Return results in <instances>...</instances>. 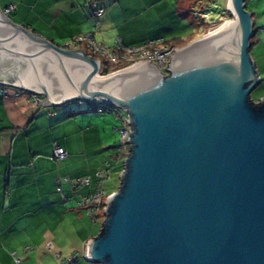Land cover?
Masks as SVG:
<instances>
[{"label": "water", "instance_id": "water-1", "mask_svg": "<svg viewBox=\"0 0 264 264\" xmlns=\"http://www.w3.org/2000/svg\"><path fill=\"white\" fill-rule=\"evenodd\" d=\"M246 7L227 0L233 19L174 48L165 72L151 63L108 76L83 49L61 48L0 8V83L42 106L99 101L128 115L120 183L86 261L264 264V99L250 97L260 77Z\"/></svg>", "mask_w": 264, "mask_h": 264}, {"label": "crops", "instance_id": "crops-1", "mask_svg": "<svg viewBox=\"0 0 264 264\" xmlns=\"http://www.w3.org/2000/svg\"><path fill=\"white\" fill-rule=\"evenodd\" d=\"M95 1L104 8L98 29L88 0H0V8L4 13L10 2L16 3L15 10L4 14L53 43L86 35L107 48L116 38L130 46L158 40L185 45L220 23L218 0ZM250 1L254 33L249 53L260 77L257 97L264 99V0ZM210 11L217 20L208 22ZM39 101L0 83V264H15V256L21 264H60L78 251L85 260L86 244L100 230L95 235L89 230L93 221L80 199L94 192L97 173L106 163L112 166L110 175L122 170L123 158L116 156L113 163L114 153L97 150L79 126L83 120L78 116L86 108L74 111L70 105L65 112ZM53 143L67 151L65 160L50 159ZM66 178H89L90 185L72 188Z\"/></svg>", "mask_w": 264, "mask_h": 264}, {"label": "built area", "instance_id": "built-area-1", "mask_svg": "<svg viewBox=\"0 0 264 264\" xmlns=\"http://www.w3.org/2000/svg\"><path fill=\"white\" fill-rule=\"evenodd\" d=\"M88 6L90 9L91 18L95 22V29L99 28V18L104 13V8L100 7L95 0H88ZM16 9V3L10 2L4 9V13L8 14ZM207 16V15H205ZM83 43L86 47H83ZM59 47L64 49H83L88 55L92 56L94 59H98L99 73L102 76H108L119 71L128 69L133 66H139L142 64L154 63L160 67L164 72L167 68L171 55L174 53V48L176 46L165 45L161 40L150 41L134 46L124 44L120 38H116L113 46L107 48L86 35H78L71 39H68L62 43L58 44ZM36 102L39 98L36 96ZM79 107V105H77ZM86 110H97L98 112H105L116 116L122 122L123 126L117 128L121 135L119 149L120 157L124 158L128 153V139H129V118L125 110L119 108H109L102 102L95 101L85 106ZM65 112H70V105L64 107ZM68 157L67 151L57 143H53V148L50 154V159L54 162H60ZM112 166L106 163L105 167L97 173V181L95 184V190L92 194L83 196L80 199L79 206L85 208L93 222H98L101 217L104 216V207L107 198L110 194H107L104 190L103 183L109 178ZM65 181L69 183L72 188H77L81 186L90 185V179H69L66 178ZM61 190V185L58 186ZM73 192H76L73 190ZM63 198L66 197L63 195ZM103 215L101 216V213ZM49 247H52V243H48ZM29 247H27L28 249ZM78 260V254L72 255L67 259H61L60 264H75ZM15 264H21V259L14 257Z\"/></svg>", "mask_w": 264, "mask_h": 264}, {"label": "rangeland", "instance_id": "rangeland-1", "mask_svg": "<svg viewBox=\"0 0 264 264\" xmlns=\"http://www.w3.org/2000/svg\"><path fill=\"white\" fill-rule=\"evenodd\" d=\"M226 1L227 0H218L217 1L219 4V7H220L219 18H218V19H220V23L223 22L224 20H232L233 19L231 12L226 10ZM249 1L250 0H246V3H248ZM249 3H251V1ZM246 8L249 9V6H247ZM210 10H212V9H210ZM262 11H264V10H262ZM210 20H217L216 14L214 12H211V11H210V16H209L208 22H210ZM176 44H177L176 46H178V47L184 46V45H182V42L181 43L177 42ZM259 93L260 92H259V90H257V88L254 89L250 94L251 99L254 100L255 102H258L260 100V97H257V96H259ZM70 104L72 105V109L74 111H77L76 104L73 102ZM81 107L85 109L84 105H81ZM56 108L60 109V111H63L62 108H59V107H56ZM82 111H84V110H82ZM78 117H80L78 119L83 120L79 126L83 128V131H85L86 135L89 138V141L91 143L99 146L97 150L102 151L104 149L103 152H105V153H108L110 151L113 152L115 155V157L113 159V163L118 162L116 159V156L117 157L120 156L119 144H120L121 135H120L119 131L117 130V128L123 126L120 119H118L116 116L109 114V113L96 112V111H87L86 112V110H85V112H82L80 114V116H78ZM122 160L123 159L120 160L121 166H122V162H123ZM119 183H120L119 173H112L109 176V178H107L103 183L105 192L107 194L113 193L114 191L117 190ZM102 215H103V212L101 213V216ZM103 219H104V216H103ZM102 221L103 220H101L99 223H97V222L93 223L90 221L89 230L93 229L94 235L97 234L98 231L100 230ZM63 234H64V230H63ZM75 254H78V260L75 263H77L79 261V263L91 264L89 262H86L82 258V252L81 251H78L77 253L73 252L71 255L64 256V257L67 259L68 257L75 255Z\"/></svg>", "mask_w": 264, "mask_h": 264}, {"label": "bare ground", "instance_id": "bare-ground-1", "mask_svg": "<svg viewBox=\"0 0 264 264\" xmlns=\"http://www.w3.org/2000/svg\"><path fill=\"white\" fill-rule=\"evenodd\" d=\"M143 65V64H142ZM138 66V65H137ZM133 67H136V66H133ZM133 67H130L129 69H131V68H133ZM126 70V69H125ZM123 71V70H122ZM119 72H121V71H119ZM100 74V73H99ZM114 74H116V73H114ZM101 79V77L99 76V75H96L95 76V78H94V80L95 81H97V80H100Z\"/></svg>", "mask_w": 264, "mask_h": 264}, {"label": "trees", "instance_id": "trees-1", "mask_svg": "<svg viewBox=\"0 0 264 264\" xmlns=\"http://www.w3.org/2000/svg\"><path fill=\"white\" fill-rule=\"evenodd\" d=\"M88 54V53H87ZM91 111H96V112H98L97 110H91ZM103 113H105V112H103Z\"/></svg>", "mask_w": 264, "mask_h": 264}]
</instances>
